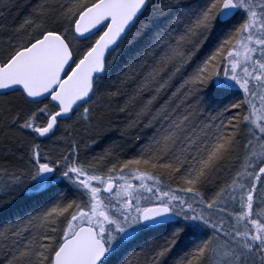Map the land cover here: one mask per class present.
Here are the masks:
<instances>
[{
  "label": "snow or ice",
  "instance_id": "snow-or-ice-1",
  "mask_svg": "<svg viewBox=\"0 0 264 264\" xmlns=\"http://www.w3.org/2000/svg\"><path fill=\"white\" fill-rule=\"evenodd\" d=\"M150 5L43 0L15 28L0 27V96L19 93L22 102L0 106L5 156L24 147L23 130L33 140L54 135L59 119H71L81 105L77 118L90 120L118 97L120 112L139 105L127 129L152 133L137 156L106 170L111 147L87 162L68 155L41 162L36 143L26 169L0 167V192L8 197L0 213L14 211L16 196L62 181L79 195L61 193L50 208L0 231L4 241L29 233L23 245L0 244L7 249L4 264H133L141 254L143 264H165L185 240L196 242L174 264H264V0ZM13 7L0 0V12ZM253 81L259 93L250 89ZM234 85L243 98L214 108ZM250 97L259 98V108ZM79 147L73 141L70 151ZM225 170L233 172L230 179L206 199L202 189ZM153 235L162 242L123 255L133 240Z\"/></svg>",
  "mask_w": 264,
  "mask_h": 264
},
{
  "label": "trees",
  "instance_id": "trees-1",
  "mask_svg": "<svg viewBox=\"0 0 264 264\" xmlns=\"http://www.w3.org/2000/svg\"><path fill=\"white\" fill-rule=\"evenodd\" d=\"M163 1V0H162ZM43 0H12V3L15 4V7H13L10 11H7L6 14L9 18V15L12 16L11 20L14 23V27L19 25L20 22H23L24 18L32 11L34 7H36L38 4L42 3ZM7 19V18H6ZM144 21L142 18L141 23ZM6 23V21L4 22ZM208 54V49H205L199 54L198 58H202L203 56ZM223 68L219 69L222 70ZM19 93H8L7 96H0V106H2V102L7 100L12 102L13 104L16 103H21V101H18ZM117 100V105L114 106L112 109V113L114 114L111 116L112 120H116L117 122L112 123V126L114 127L113 131L115 132L114 135L118 137L117 132L119 129L124 130V135L121 137V144L124 148L123 153L121 154L123 157H132L137 155H133L135 152H137L139 143L141 140L149 134L147 132V129H142L141 135L139 137H134V133L137 131L139 132V128L141 129L143 126H140L135 129H127V120L131 118V116H134L135 110L139 108V105L136 107H130L128 111L125 112H120L119 108L123 106L124 104V99L123 98H116ZM109 103V102H108ZM24 107H32L31 105H25ZM216 108V106L214 105ZM104 110V109H103ZM101 112L100 109H97L95 111V114L93 116L94 121L100 117V120L102 116H100ZM5 119V115L3 112H0V137H3L4 135V129L2 127V122ZM66 123V120L63 121ZM62 122V123H63ZM98 128V127H97ZM96 132L100 131V128L97 129ZM94 131H87V134H84L85 140H90L91 146H95L96 148L98 144V137L93 133ZM9 135H14V130L9 132ZM24 139L25 144L23 148H20L15 152V155H4V141L0 139V167H9L10 169L12 167L20 168V169H26L28 167L27 165V157H28V148H29V142L26 140V136L24 135L22 137ZM107 143V142H106ZM86 145V144H85ZM21 153H23V159H20ZM130 155V156H129ZM228 170H225L224 172L220 173V180L218 181L217 184L215 185H209L207 186L204 191L210 194L212 192V189L214 186L220 185L223 181H225ZM67 182V181H64ZM68 186L70 185V188H73L74 186L71 185L70 183H67ZM63 185V184H62ZM64 188H67L64 186ZM64 188L60 189V185L56 186H51L47 190H42L38 192L36 195H32L31 192L28 194H21L15 197L14 201L12 202V207L14 208V211L12 213H0V231H3L5 227H14L17 224H19L22 220L26 219L30 215H34L37 212H40L42 210H45L47 208H50L58 199L61 193L64 194L66 199H74L76 198L75 193L73 191H70V188H67L64 190ZM8 199V197L4 198ZM77 199V198H76ZM14 218H17L16 220H13ZM29 233H26L25 235L18 236L14 239L17 240L15 241V245L12 246L13 244L11 243L10 239L7 241H4L2 238H0V244H6L9 248L15 247L19 242L21 245L26 242L27 236ZM161 236L158 235H153V236H140L138 239L132 241L126 252L123 254L125 257H132V254L134 252H139L140 248L146 243V242H151V241H156V242H161L160 240ZM183 243L185 246L190 245L191 243H195V240H192L189 242L188 240H185ZM189 246V247H190ZM184 249L181 254H178L179 251H181V244L176 246V248L172 251V253L166 257L165 259V264H174V261L183 254L184 251H187L188 248ZM7 251L6 248L0 247V264H4L5 260V252ZM180 253V252H179ZM150 255V253H149ZM140 261V264H143L144 261V255L141 254L138 258L133 257V264H136V260Z\"/></svg>",
  "mask_w": 264,
  "mask_h": 264
},
{
  "label": "rangeland",
  "instance_id": "rangeland-1",
  "mask_svg": "<svg viewBox=\"0 0 264 264\" xmlns=\"http://www.w3.org/2000/svg\"><path fill=\"white\" fill-rule=\"evenodd\" d=\"M164 2H166V0H163V1L162 0H151L150 7L152 5L159 6L160 4H162ZM257 2H259V0H257ZM147 16H148V13H145V18ZM11 18H12V16H10V15L8 18L6 12H0V27H6L8 29L15 28L16 26L14 27V23L11 20ZM145 18H143V19H145ZM5 21H6V23H4ZM20 23H22V22H20ZM0 54H2V46H0ZM253 55L258 57L259 53L257 52V53H254ZM238 69L240 70V73L242 75L243 74L242 68H238ZM219 72H220V78L224 79L223 70H219ZM249 87L252 91H255L258 93L260 91L256 87L255 81L250 83ZM240 90L241 89H239L238 85H234L233 88L229 90L228 94H220L218 96L219 104L215 105L216 109L218 110L219 107H222L223 105L229 103V101L243 98V92H240ZM250 99H253V102L255 103L257 108L260 107V101H259L258 97H256V98L250 97ZM117 104H118L117 100H116V98H114L112 101L109 102L110 106L108 108H106L104 110L100 109V112L101 113L103 112V115L100 114V116H102L101 120L99 117L95 121H94L93 117L90 120H84L83 118H80V119L77 118L78 113H82L84 105L81 106L80 108L76 109L75 112L73 113V115H70L71 119H67L66 123H64V122L59 123V126L56 127L54 130V135L53 134L49 135L50 139H48V140L44 139L45 141L50 142L51 151L49 154H48V152H46V153L44 152L43 155L49 156L53 160H55L57 157H60L62 155H68L70 157L78 156L80 161L87 162V161L91 160L92 157L102 153L105 148L111 147L112 151H113V157L109 163H106L103 165L104 170H106L107 167H110L112 163H116L117 160L123 161V160H127V159H132V157L128 158V156L123 157L121 155L123 153L122 151H124V148L121 147L122 146L121 137L124 135L123 134L124 130L119 129V131L117 132L118 137L116 135H114L115 132L113 131L114 127L112 126V123H115L117 121L112 120L111 116L114 114V112L112 113V109ZM137 110L138 109H136L135 112ZM248 111H249V108L247 106H245L244 112L247 113ZM206 115H208V114H206ZM128 121H129V119L127 120V123H128ZM96 128L97 129L100 128V131L96 132V134H95ZM142 129H144V128L143 127L141 129L139 128V132L136 131L134 133L135 138L144 135V134L141 135ZM89 130H90V132L95 130L93 133L96 135V137H98V144L99 145H97L96 148H94L95 146H91L90 140H85V138H84V134H87L88 133L87 131H89ZM23 132L25 133L26 140H28L29 145L31 143H33L34 140L32 139L33 136L31 134V131L25 129V130H23ZM147 132H149V134L141 140V142L139 143L137 152H135L133 155H135L136 153L138 155L139 150L141 149L142 145L147 142V137L152 134L150 130H147ZM73 141L77 142L80 145L78 152H71L70 151V149L72 148ZM137 155H135V156H137ZM135 156H133V158ZM118 174L119 173H116L115 175H118ZM158 174L161 175L165 184L169 183V176L166 172H164L163 170H158ZM232 174H233V172L229 171L225 181H223L221 183V185L224 182L228 181ZM132 182L133 183H139L138 181H135V180H133ZM67 183L68 182L62 181V182L58 183L57 185H60V189L64 188V185H65V187L70 188L71 186L70 185L68 186ZM171 186L173 188L178 187L179 186L178 181L172 180ZM259 186L260 185L258 184V187ZM49 187H51V186H49ZM67 188H64V190H66ZM165 190H167V189H165ZM70 191H73L75 193L76 198L79 199V195L77 193V190L74 187L70 188ZM202 191L204 192L206 199L210 198L212 196L211 194H208L207 192H205L204 189H202ZM38 192L39 191H33V192H31V194L36 195V194H38ZM140 194L145 195V196L150 195L149 193H145L143 191H141ZM178 194L184 195L183 193H178ZM104 195L107 196V194H104ZM188 195L190 196L191 194H188ZM6 197L7 196L3 192H0V200H3ZM112 203L115 204L116 201L113 200ZM236 207L238 209V204L236 205ZM111 211L113 213H115V208L111 209ZM16 219L17 218H14L13 220H16ZM22 234L25 235L26 233H22ZM15 238L16 237H12V236L9 237L11 243L13 244L12 246H14L16 244L15 241H17V240L14 241ZM160 240H161V238H160ZM161 242H162V240H161ZM183 243L186 244V242H184V241H182L180 243L181 244V251H179L180 253L178 252V254H181L184 249H186L187 247L190 246V245L185 246ZM18 244H20V242Z\"/></svg>",
  "mask_w": 264,
  "mask_h": 264
},
{
  "label": "flooded vegetation",
  "instance_id": "flooded-vegetation-1",
  "mask_svg": "<svg viewBox=\"0 0 264 264\" xmlns=\"http://www.w3.org/2000/svg\"><path fill=\"white\" fill-rule=\"evenodd\" d=\"M240 92H241V90H240ZM50 99V98H49ZM48 101L47 100H44L43 101V103H47ZM43 103L40 105L41 107L43 106ZM33 108H34V106H32ZM51 107V106H50ZM43 120H41V122H44V121H46V118H42ZM65 120H67V118H64L63 120H59V122L58 123H62L63 121H65ZM54 130H55V128H54ZM53 130V131H54ZM32 134V136L34 137L35 136V134L34 133H31ZM50 135V134H49ZM49 135H47V136H45V137H37V138H35V140L33 141V143H36V144H39L40 145V152H41V162H46L45 161V157L46 156H44L43 155V153L45 152H48V154L50 153V151H51V145H50V142L49 141H45V140H48V139H50V137H49ZM45 139V140H44ZM31 145V144H30ZM30 145H29V147H30ZM28 150H29V148H28ZM49 157V156H48ZM27 159H28V157H27Z\"/></svg>",
  "mask_w": 264,
  "mask_h": 264
},
{
  "label": "water",
  "instance_id": "water-1",
  "mask_svg": "<svg viewBox=\"0 0 264 264\" xmlns=\"http://www.w3.org/2000/svg\"><path fill=\"white\" fill-rule=\"evenodd\" d=\"M99 27V26H98ZM104 28H106V24L105 25H103V27H99V30L98 31H96L95 33H98L99 31H103L104 30ZM100 32V33H101ZM99 36V35H98ZM4 90H0V92H3ZM10 93V92H9ZM69 115H71V113L69 114ZM61 118H65V117H61Z\"/></svg>",
  "mask_w": 264,
  "mask_h": 264
},
{
  "label": "bare ground",
  "instance_id": "bare-ground-1",
  "mask_svg": "<svg viewBox=\"0 0 264 264\" xmlns=\"http://www.w3.org/2000/svg\"><path fill=\"white\" fill-rule=\"evenodd\" d=\"M220 185H221V184H220ZM220 185H218V186H214L213 189H212V192H211L210 194L213 195V194L215 193V191L218 190V188H219Z\"/></svg>",
  "mask_w": 264,
  "mask_h": 264
}]
</instances>
